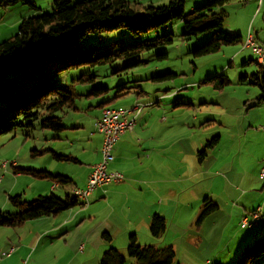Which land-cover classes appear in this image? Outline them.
<instances>
[{"label":"rangeland","instance_id":"obj_1","mask_svg":"<svg viewBox=\"0 0 264 264\" xmlns=\"http://www.w3.org/2000/svg\"><path fill=\"white\" fill-rule=\"evenodd\" d=\"M28 1L29 3L24 0H0V8L10 7L4 14L1 12L2 9H0V40L7 36L10 37L17 32L21 22V19L19 21L18 18H20L22 11L24 12L28 9V11L36 13L37 11L34 10L32 5L37 6L41 11H49L51 9L49 0ZM147 1L148 0H143L142 4H149ZM168 1L169 0H164L161 4L167 3ZM246 1L248 0H234L232 2L234 4L226 8L228 11V16L226 18L227 23L229 21L243 23L247 20L251 7H255V5L258 6V0H253L252 2ZM205 2L206 0H187L185 9L189 11L195 6H202ZM154 5H158V3ZM263 18L264 6L259 16L253 19V21L255 20L254 28L256 30H258L257 26H259V24L263 26ZM167 29L172 30V41L167 43L162 42V35L165 33V30L153 31L135 37L124 29H117L104 33H93L85 39L84 47L90 44L101 47L111 42L132 44L147 40L156 42V46L154 49L144 52L141 55L143 62L139 66L130 69L123 68L125 60L117 59L110 64L98 65L95 67L81 66L79 68L64 71L60 75V82L69 86V88L78 95V99L80 95H83L86 97L87 101L84 107L81 106L82 103L79 100H77L76 104L77 110L75 113L82 114L81 119L83 120V125L77 126V128L73 130L71 128V126H74L72 125L73 122L71 121L72 123H69L70 117H64L63 123L67 129L59 135V139L55 138L56 135L54 132L43 130L38 124H36L35 128L30 132L18 128L14 132L0 135L1 210L6 213L16 211V208L9 200L10 195L22 194L24 200L30 201L39 194H46L51 191L50 184L53 183L52 180L40 178L27 172L16 174L15 168L17 165L21 169H48L51 171L57 170V172L60 170L74 177L79 184H83L87 175V169L96 161L98 155L93 149L87 147L86 144H88V142L85 141L83 137L85 133L79 135L73 133L81 130L89 132L93 129L92 121L95 115L99 114L101 111V106H97L99 103L103 102L102 106L109 108H117V101L121 102L122 100L136 97L137 93L140 91H142L140 100L144 101H154V99L160 95L169 94L170 96L165 98L162 102H164V104L168 103L170 109L173 107V111L179 113L178 116L180 117H177L181 121L186 117L187 109L184 108L185 110L183 109L177 112V108L184 105V107H186V105H190L189 102L191 101H195L198 104L206 101L207 103H202V106H211L213 110L216 104H225L227 108H230L227 110L228 113L235 117L232 119V123H228L227 128L223 129V132L221 131L222 140L216 152L222 151L223 159L226 158L227 162H229L228 170H230L233 166H231V164L234 162V171H228L229 180L231 177H235V175L239 176L241 173H244L243 170L255 176L252 162L257 154L262 152L264 143L257 136H250L252 139L250 138L248 141L251 142H248L243 133L242 121L248 120L244 117L247 109L244 105V101L248 98L253 99L261 93L260 87L252 84V75L257 70V65L254 61L257 56L252 53L250 49L241 53V48L244 47L241 43H237L223 46L217 53L195 57L192 54V50L208 41L210 34L204 33L196 37L185 38L182 35L184 26L178 21L170 23ZM258 33L259 41L261 42L264 37L263 30L259 29ZM239 53L241 54L239 55ZM245 61L249 62L244 64ZM220 68H222V71L216 72V70ZM222 73L228 76L230 84L225 86L222 90H219L214 88L207 78ZM245 73L248 74L249 80L248 82L242 83L239 78L240 75ZM89 74H93L94 79L86 82L78 80L81 76ZM100 87H105L107 90L101 91V93L97 95L92 94L86 96L91 90ZM121 88H124L123 91L125 93L122 96L114 98L116 92ZM175 102L179 103L176 108H174ZM254 102L257 105L259 104L255 99ZM143 104L146 105L145 103ZM90 105L93 107L91 110L88 108ZM148 106L156 107V104L150 103ZM253 109H255L256 112L254 114L253 112L249 113V116H260V114H264V104L249 110L253 111ZM182 111H185V113L180 114ZM175 127L182 132L184 131V128L180 125ZM66 134L68 137H66ZM80 135L82 141H75V147L69 149L71 143L75 140L74 138H78L79 140L80 137L78 136ZM96 135L99 137L100 134L97 133ZM58 142H60L61 145ZM50 143L51 145L55 143V145L52 146L58 148L60 152L77 156L80 163L72 160L58 161L51 157L52 153L45 152L47 148L50 147ZM245 143L247 144L245 148L242 149ZM91 146L94 147V144H91ZM252 184L247 183V186L244 187H240L239 184H236V186H239L242 190L261 192V184L257 185L254 182L253 187H250ZM70 185L71 183H68L64 186L69 187ZM76 197H78V195H76ZM78 199L80 200L79 197ZM81 202L85 205V200H81ZM259 204L264 205L263 200L257 205ZM200 215H196L194 217L195 220L191 221V219L194 218L185 216L184 219L180 220V216L182 215L179 214L177 216L179 228L177 225H173L169 221L167 222L169 226L167 224L164 234L167 237L165 245L173 244L176 249V257L173 264H232L239 253L237 252L238 245L245 235L248 234V241L244 242L243 247H246L259 238L262 232L260 230L262 226H264V218H261L260 228H258L260 230L237 231L240 229L232 223H230L226 229H223V227H216L215 222L220 221L214 220L216 219L215 215L204 218L201 222H198ZM49 217L46 216L40 219L26 221V224L21 226V229H25V231L29 229H31V231H44L52 224L51 221L53 220L50 219H53V217ZM190 222L192 223L189 227ZM202 223L204 226L200 228ZM1 227L5 226H0V228ZM90 227L92 228V223H88L84 227V230L87 231L77 230L74 233L76 239L80 238L83 242L89 240L88 247H91L89 257L83 254L87 260L81 256L78 262L81 261L84 263V261H87L86 264H99L100 258L104 250H106L104 247L106 246L105 248H108L106 240L102 238L103 232L105 231H89L91 229ZM4 231H14V228ZM181 231L186 232L182 233ZM139 232L140 240L142 242H147L146 240L148 239L144 236V233L147 232ZM110 233L112 238L116 241L114 245L124 251V254L127 256L126 248L129 242V232L127 234V231H110ZM187 235L191 238L190 244L187 240ZM193 235H195V237H192ZM100 242H102L103 245L97 247ZM139 243L143 245L146 244L140 241ZM92 247H94L95 250L98 248V252L92 251ZM2 253H0V256ZM128 259L129 264H132L133 260L130 258ZM223 259L225 263L219 261Z\"/></svg>","mask_w":264,"mask_h":264},{"label":"crops","instance_id":"obj_2","mask_svg":"<svg viewBox=\"0 0 264 264\" xmlns=\"http://www.w3.org/2000/svg\"><path fill=\"white\" fill-rule=\"evenodd\" d=\"M49 1L51 7L53 0ZM129 1L143 2V0ZM162 1L164 0H148L147 2L149 4L158 3L159 5ZM233 1L224 7L227 16L228 11L226 8L234 4L232 3ZM252 1L248 0L246 2ZM143 5H147V3ZM263 6L264 0H258V6L251 7L249 17L243 23L235 21L226 22L227 32L241 36L239 43L244 47L241 48V53L248 49L251 50L250 47L245 46V40L249 33L254 35L258 43L264 44V37L260 42L258 33V30L261 29L264 36V23L263 26L259 24L257 26L258 30H256L254 28L255 20L253 21L261 13ZM9 8L8 6L1 7L0 9H2L1 12L4 14ZM32 14L33 12L27 9V11H22L18 19L20 21L23 17ZM7 38L9 36L2 38L0 42ZM254 61L256 62V60ZM217 71H222V68ZM141 94L142 91L137 93L136 97H131L121 102L117 101V108L132 107L138 102L146 104L137 116L135 129L124 133L112 148L114 158L109 164V170L121 172L123 179L95 189L89 196L88 205H84L79 200L82 205L51 215V217L47 216L49 218L53 217V219H50L53 221H51V226L44 231H31V229L25 231V229H21V226H24L26 222L16 227H1L0 253L8 251L11 247H14L15 250L10 256H0V264H23L25 260L31 264H86L87 261L83 263L81 261L78 262V260L83 254L89 257L91 250V247H88L89 240L83 242L80 238L76 239L74 233L77 230L87 231L84 230V227L88 223H92V228L90 227L89 231H105L110 235L111 241H106L107 247H116L114 245L116 241L112 238L110 231H127L129 235L136 234L138 241L141 243L165 246L166 235L155 238L150 232L152 217L160 215L165 218L166 223L169 221L171 224L178 226L177 216L181 214V220L185 217L194 218L196 215H200L203 211L204 200L206 198L211 199L217 204V209L204 217L207 218L215 215L216 219L214 220L220 221L215 222L216 227L226 229L232 223L240 229L237 231L260 230L258 228H260L261 221L255 226L243 228L241 226V219L243 216H250L258 207H261L263 216L264 205L257 204L261 200L264 202V179L260 174L264 161V144L262 152L257 154L252 162L255 176L243 170L244 173H241L239 176L235 175V177H231L229 180L228 171H234V162L231 164L233 166L228 170L229 162H227L226 158L223 159L222 151H218V153L216 151L222 140L221 131L223 132V129L227 128L228 123H232L231 121L235 117L228 113L227 110L230 108L220 103L216 104L213 110L211 106H202V103H207L206 101L199 104L191 101L189 102L190 105H186V107H184L185 105L179 106L177 108V112H180L184 108L187 109L186 117L181 121L178 118L180 117L178 116L179 113H175L173 107L170 109L168 103L164 104L162 102L170 96L169 94L160 95L154 101L140 100ZM256 97L253 99L248 98L244 101V105L247 107L244 117L248 120L242 121V128L247 141L250 138L252 139L253 136H257L264 143V114L249 116V113L253 112L254 114L256 112L255 109L253 111L249 109L260 107L264 104V101L258 105L255 104L254 99ZM77 100L82 103V107H84L87 101L83 95H80ZM150 103L156 104V107H149ZM175 103L174 108L179 104L178 102ZM105 107H101L100 113L95 115L92 121V131L81 130L73 133L76 135L85 133L83 137L88 142L86 144L87 147L93 149L98 155V160L96 159L87 169V175L83 184H79L74 177L60 170L57 172V170L51 171L47 169L53 174L66 175L71 179V182H69L71 185L69 187L64 186L65 184H57L55 186V182L52 180L53 183L50 184L51 191L39 195L54 193L60 197H64L66 194H74L76 196L78 190H75V188H84L86 186L93 166L102 158L103 135L96 131L95 122L101 116ZM88 108L91 110L93 107L90 105ZM76 110H71L67 115L70 117L69 123L73 122L72 125L74 126H71L73 130L77 126L83 125L82 114L75 113ZM183 113L185 111H182L180 114ZM179 125L184 128L183 132L176 129L175 126ZM94 133H99V137ZM60 134L56 135L55 138L59 139ZM66 137H68L67 134ZM78 137L80 139L74 138L75 140L71 143L69 149L75 147V141H82L81 135ZM212 137H217L216 143L201 158L199 151ZM58 143L61 145L60 142ZM91 144H94V147ZM246 144H244L242 149L245 148ZM52 145H55V143H52ZM52 145L50 143V147L45 151L52 153L51 157L55 158L53 152L68 154L60 152L58 148ZM74 157L77 158V156ZM75 162L80 163V160L77 158ZM17 168H19L18 165ZM254 182L257 185L261 184V192L242 190L239 186H236V184H239L240 187H244L247 186V183H253L250 186L253 187ZM192 220L194 221L195 218ZM203 223L200 228L204 226ZM11 228H14V231H4L11 230ZM263 229L264 226H262L260 231H263ZM139 231L147 232L144 233V236L148 239L146 240L147 242L140 240ZM181 232L184 233L186 231ZM192 237H195V235ZM187 240L190 244L191 238L188 235ZM245 241H248V234L239 243L237 252L243 247ZM102 245L103 243L100 242L97 247ZM167 245H171L175 249L173 244ZM105 247L104 249H106ZM92 251L98 252V248L95 250L92 247ZM83 258L87 260L86 257L83 256ZM219 261L225 263L224 259Z\"/></svg>","mask_w":264,"mask_h":264},{"label":"trees","instance_id":"obj_3","mask_svg":"<svg viewBox=\"0 0 264 264\" xmlns=\"http://www.w3.org/2000/svg\"><path fill=\"white\" fill-rule=\"evenodd\" d=\"M29 3L28 0H24ZM232 0H206L202 6L186 11L187 0H169L167 3L143 5L140 1L129 0H53L49 11H41L32 5L36 13L23 17L18 30L0 42V135L22 128L32 131L36 124L43 130L58 135L67 127L63 123L71 110L77 109V96L69 86L60 82V75L67 70L81 66L95 67L110 64L117 59L125 60L124 69L139 66L141 55L155 48L154 41H140L132 44L111 42L97 47H84L85 39L93 33H104L124 29L132 36H142L153 31L165 30L162 42H171L172 30L167 27L178 21L184 26L185 38L209 33L204 44L195 47V57L219 52L223 46L237 44L240 35L227 32L225 5ZM41 11V12H40ZM161 42V41H158ZM247 62H244V64ZM252 75V84L258 85L261 93L256 102L264 101V66L257 64ZM94 79L93 74L83 75L78 80ZM214 88L223 89L230 84L225 74L207 79ZM240 82H248L247 74L240 75ZM119 89L114 98L122 96ZM107 88L91 90L86 96L99 94ZM99 103L97 106H102ZM217 137L209 140L199 151L202 158L216 143ZM58 160L77 161L70 154L53 152ZM30 173L40 178H50L55 184H67L71 179L66 175L53 174L48 170L15 168V173ZM9 200L16 211L6 213L0 208V226L16 227L22 223L43 216H51L82 205L74 194L64 197L54 193L39 195L33 200H24L22 194L10 195ZM217 209L211 199L204 200V208L198 222ZM264 218V216H262ZM261 220V219H260ZM259 220V221H260ZM164 217L154 215L150 232L159 238L166 232ZM103 239L111 241L107 232ZM124 251L110 246L104 250L99 264H173L176 251L171 245L140 244L136 234L129 236ZM232 264H264V231L253 243L240 249Z\"/></svg>","mask_w":264,"mask_h":264},{"label":"built area","instance_id":"obj_4","mask_svg":"<svg viewBox=\"0 0 264 264\" xmlns=\"http://www.w3.org/2000/svg\"><path fill=\"white\" fill-rule=\"evenodd\" d=\"M245 46L250 47L257 56L256 63L264 65V44L258 43L254 35L249 33L245 40ZM143 107L144 104L138 102L128 108H103L101 116L95 122L96 131L103 135L102 158L93 166L86 186L84 188H75V190L79 191L80 200H85V205L89 204V196L95 189L123 179L122 173L109 170V163L114 158L112 148L124 133L135 129L137 116ZM260 174L264 179V161ZM260 210L261 207H258L250 216H243L241 226L245 228L256 225V218ZM14 250L15 248L11 247L8 251L3 252L1 256H10ZM23 264L31 263L25 260Z\"/></svg>","mask_w":264,"mask_h":264},{"label":"bare ground","instance_id":"obj_5","mask_svg":"<svg viewBox=\"0 0 264 264\" xmlns=\"http://www.w3.org/2000/svg\"><path fill=\"white\" fill-rule=\"evenodd\" d=\"M262 66V65H261ZM264 66V65H263ZM78 197L80 198V195H79V191H78ZM261 217H262V210H260L259 211V214H258V216H257V218H256V224L259 222V220L261 219Z\"/></svg>","mask_w":264,"mask_h":264},{"label":"water","instance_id":"obj_6","mask_svg":"<svg viewBox=\"0 0 264 264\" xmlns=\"http://www.w3.org/2000/svg\"><path fill=\"white\" fill-rule=\"evenodd\" d=\"M258 223H259V222H258ZM258 223H257V224H258ZM257 224H256V225H257ZM254 226H255V225H254Z\"/></svg>","mask_w":264,"mask_h":264}]
</instances>
